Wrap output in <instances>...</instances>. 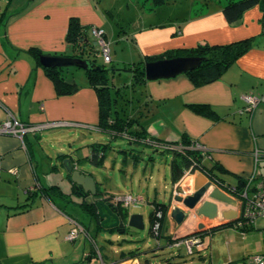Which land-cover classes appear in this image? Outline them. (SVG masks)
Instances as JSON below:
<instances>
[{
    "label": "crops",
    "instance_id": "0c3cea01",
    "mask_svg": "<svg viewBox=\"0 0 264 264\" xmlns=\"http://www.w3.org/2000/svg\"><path fill=\"white\" fill-rule=\"evenodd\" d=\"M227 1L207 2L200 15L192 13V8H189L185 17L187 20L182 27L178 24L177 30L176 23L173 24L169 37L173 39L170 44L179 40L177 48L193 47L203 42L225 45L248 40V51L212 83L194 86L187 75L147 82L144 94L150 100V108L154 105V109L142 117L141 123L152 137L151 143L154 144L157 139L175 143L186 136L196 149L207 154L203 159L205 165L219 167V174L225 184L235 187L238 182L246 184L253 178L249 187L256 189L264 186V0L245 11L234 24H228L222 15L223 4ZM197 5L199 7L201 4ZM71 17L87 26L89 34L92 29L97 28L107 35L104 28L106 16L96 0H0V124L11 119L26 124L24 126L27 130L22 135L0 134V264H140L142 259L139 256L127 260L132 250L115 252L112 241L102 237L104 232H108L114 233L118 239V235L124 233L119 234L112 229H96L91 218L90 227L87 228L74 218L65 203H70L72 199H78L79 203L82 200L80 196H76L77 193H71L72 183L63 166L65 155L75 156L74 151L57 150L55 155L62 154L55 157L39 156L35 153V145L40 144L43 135L38 134V130H28L39 128L38 126H56L49 129L63 131L67 130L66 122H74L79 124L78 128L95 131L98 121L97 101L88 82L84 81V85H80L69 97H57L44 67L30 53L33 48L47 56L68 55L66 51L69 46L65 36ZM142 30L148 36H154L158 31L146 27ZM123 37L127 39L126 31H123ZM113 69L119 70L116 67ZM75 74L76 77L82 75L78 71L74 73V77ZM248 94H254L260 101L257 108L250 112L245 103ZM69 103L72 106H68ZM192 104L207 105L215 111L217 117L204 116L194 111ZM151 143L144 146L157 153L159 146ZM88 148L86 155L90 151ZM141 156H145V153ZM131 159L134 165L140 162H134L132 157ZM149 161L152 162L153 169L152 155ZM146 167H149V162ZM50 175L60 176L62 187H69L71 194L66 200L55 198L48 201L38 198L30 208L16 211L14 206L24 201L27 190L35 186L48 188L53 184L59 185L57 182L46 184L45 178L52 177ZM197 175H201L199 171H195L182 184H171L166 204H169L168 234L173 237L175 233L183 236L195 230L200 222L206 225L216 222L205 218L203 214L197 215L198 210L190 212L180 227L170 219L171 209L175 207L186 213V208L176 204L174 197L189 196L194 184L201 181ZM185 186L187 190L183 195L181 190ZM96 187L102 190L99 183ZM177 187L182 189L176 190ZM155 188L156 186L153 187L154 190ZM104 192L110 194L108 191ZM222 192L226 194L227 191ZM153 200L158 199L155 197ZM217 208L218 216L221 210L226 209L235 211L236 218L239 217L238 205H217ZM195 214L198 223L194 225ZM76 223L82 231L74 241H67L66 236L76 227ZM203 233L198 238L199 245L193 249V253L198 254L201 260L209 257L201 255L202 251L208 250L203 244L204 237L216 236L218 242L222 233L231 237L232 248L237 247L239 250H235L240 252L238 254L246 258H264L262 218L254 220L246 231L228 224L213 229L210 234ZM129 238L123 239L125 247L136 243L133 236ZM237 241L240 242V248L239 244H234ZM181 248L188 255L184 244L177 247L178 250ZM91 251L94 257L83 262L86 252ZM232 260L228 257L227 262L214 263L211 253L209 264H244L234 263Z\"/></svg>",
    "mask_w": 264,
    "mask_h": 264
},
{
    "label": "trees",
    "instance_id": "16d2710c",
    "mask_svg": "<svg viewBox=\"0 0 264 264\" xmlns=\"http://www.w3.org/2000/svg\"><path fill=\"white\" fill-rule=\"evenodd\" d=\"M209 1L211 0H202L200 3L201 5H199V7L196 5L194 8V13L200 15L203 6ZM213 1L221 2V0ZM261 1L262 0H228L223 4L222 15L228 24H234L241 18L245 11L260 4ZM145 3L148 5L149 10H155L159 6L169 3V0H143V4ZM105 35V32H103L102 38L106 39ZM65 41L72 48V51L71 54L64 55V57L87 60L94 62L97 65L95 58L99 53L91 45L92 38L88 32V27L81 25L75 17L69 19ZM248 42V40H245L225 45H210L203 42L198 43L193 47L180 46L174 49H168L157 55H145L136 63H129L125 68L126 72L130 74L129 82H123L121 88L112 85L110 86L109 83V75L121 73V70H115L113 73L81 70L88 78L87 82L89 88L92 89L96 95L98 121L94 130L102 135H106L110 141L115 140L117 137L125 139L130 146V150L128 151L130 157L133 158L134 162L141 161V155L143 153L142 147L152 141V137L141 123L142 117L151 112L149 106L150 100L148 101L144 94L145 90H143L144 85L147 83L144 75L145 63L179 57L204 58L205 61L197 70L187 74L192 84L194 86H199L201 84H208L216 81L229 65L234 63L242 54L248 51ZM30 53L35 56L38 64H40L42 57L47 56L33 48L30 49ZM43 69L52 81L57 97L71 96L78 90V86L76 85L73 79V74L70 70L68 71L67 69L58 68ZM137 88L138 90L140 89L144 96L143 104L138 110L136 109V106H134V101L139 102L140 98L135 99L133 96V93ZM191 108L204 116L217 117L215 111L205 104H192ZM191 142L192 141L186 138V136H183L179 142L175 143L163 139H157L154 144L151 143L154 146H159L157 153L159 152L171 156L169 162L171 184L174 185L178 183L184 177L186 172L194 173L198 170L203 172L211 180L217 182L218 185L227 189L229 193L237 196L245 183L240 181L235 187L226 185L225 181L219 174V167L216 165H211L210 167L205 165L203 159L207 154L197 150ZM87 147H89L90 150L89 154L81 157L75 153V156L81 160V162H89L93 166H99L102 164L107 150L112 146L110 143L102 144L96 142L88 144ZM152 153H155L153 149ZM71 191V193H74L75 191L73 185ZM70 194H64L61 191L60 186L57 184H53L48 188L35 186L33 189L26 191L24 201L14 206V209L16 211H24L25 209L30 208L38 198H44L48 201H53L55 198L66 200V197ZM111 196L114 197L113 195ZM150 204L152 206L148 216L149 226L146 231H148V236L152 238V241L155 243L154 248L153 250L149 248L144 252H129L127 258V260L135 259L142 254L143 259L140 261V264H150L151 261L149 258L151 257L149 253H153V258L160 256L158 251L160 250V252H162L163 250L161 249L163 247L171 248L170 246L174 242L173 235L168 234L169 205L158 200H152ZM79 205L82 210L90 216L96 229H101L97 213L98 210L84 200L81 201ZM119 213L124 218V221L128 218L126 208H120ZM250 227L251 224H246L241 230L246 231L250 229ZM112 231L115 232L113 229ZM126 232L127 229L124 233ZM196 237L200 236L198 235ZM162 241H164V245ZM193 254L188 255L192 256ZM180 255L181 254L171 257H163L159 262L161 264H175V260H177L178 257H181ZM93 257L94 254L92 251L86 252L83 262L88 261ZM181 264H186V261L184 260V263Z\"/></svg>",
    "mask_w": 264,
    "mask_h": 264
},
{
    "label": "rangeland",
    "instance_id": "374dc122",
    "mask_svg": "<svg viewBox=\"0 0 264 264\" xmlns=\"http://www.w3.org/2000/svg\"><path fill=\"white\" fill-rule=\"evenodd\" d=\"M96 1L100 5V10L104 12L106 16L104 19V28L107 33L106 36L110 47V58L112 63L105 64L103 57L100 55L96 56L95 61L97 65L102 66L105 69H113V67H116L121 70V73L109 75L110 86L112 85L120 88L122 87L123 82H129L130 74H128L125 69L129 63H136L145 56L144 53L157 55L168 49L175 48L177 43H180L179 40H176L170 44V41L173 39H169L171 36L170 31L173 29V24L176 23V28L178 27V24L182 27L183 22L187 20L185 17L189 8H192V13H194L193 7L202 2V0H174L175 2L169 0V3L161 5L155 10H149L148 5H146V3L143 4V0ZM143 27L153 28L158 31L154 34V36H148L147 33L143 32ZM178 29L179 28H177V30ZM123 31L128 33L127 39L126 37H123ZM71 51L72 48L69 46L66 53L71 54ZM67 70L72 72L73 79L78 86V89L80 85H84V81H88L87 76L83 71H81V69L72 67ZM77 71L82 75L76 77L75 74L74 77V73ZM133 96L135 99L140 98L139 102L134 101V106H136V109L138 110V108H140L143 104V93H141L140 89L138 90L137 88L133 93ZM68 106H72V104L69 103ZM153 107L154 105L151 106V111L154 109ZM82 115L83 114H81V116ZM78 125L79 124L74 122H66L65 129L67 130L63 131L61 129H49L48 126L40 127L38 129V134L42 133L43 137L40 144L37 143V145H35V153L39 156L42 154L43 156L55 157L57 154H62L57 153L55 155L57 150L65 151L72 149L74 153L84 157L86 155L87 146L90 142L96 141L102 144L110 143L112 147L107 150L101 165L93 166L90 163L85 164V166L98 180V183L101 185V191H108L110 194L116 195L117 197H124L127 195H130L133 199L136 197H142L144 199V203L139 205H130L127 215L128 218L133 215L142 216L145 228H148V216L151 209L149 203L155 197H157L159 201L168 203L172 188L169 168L171 156L168 154L152 153L151 149L143 146L142 150L143 154L145 153V156L142 157L140 162L134 165L128 152L130 150V146L127 144L125 139L117 137L115 140L110 141L106 135H102L90 129L78 128ZM150 155L154 157L153 169L152 162L149 161ZM148 162L149 167H146ZM50 176L52 177L45 178L46 184L49 182H57L63 193H70V189L69 187H66V185H63L66 191L63 189L60 176ZM149 179L151 180L149 181ZM154 186H156V190L153 189ZM78 203V199H72L70 203H65V205L75 219L81 221L85 226H87V228H89L91 224L90 217L82 210ZM147 232L148 231L146 230L136 231L134 229L127 228V232L125 234H117L119 236L118 239L114 233L108 232H104L102 237L104 239L109 238L112 241L115 246V250L113 251L115 252L119 253L121 250L125 252L130 250L144 252L149 248L153 250L155 244L152 241V238L148 236ZM129 236H133L136 243L125 247L126 243H123V239L129 240ZM221 236L222 238L219 239L218 242L216 236L204 237L203 244L208 247V250L205 252L202 251L201 255H205V257L209 256L205 260H201L196 253L192 256L187 255L184 248L178 250L177 248L163 247L161 249L163 250L162 252H160V250L158 251L160 256L153 258V253H149L151 257L149 258L151 261L150 264H161L159 262L160 259L163 257L174 256L180 251H182V258L178 257L177 260L173 259L175 260V264L184 263V260L186 261V264H209L211 253L212 258H214V263H218L220 261L227 262L229 257L230 259H233L232 262L234 263L240 262L248 264V260L252 257L246 258L242 254H238L240 252L235 250L238 248H232L233 241L230 239L231 237H227L225 233H222ZM174 237L178 236L175 235ZM227 242L230 244L228 243L227 245ZM162 243L164 245V241H162ZM234 244H239L240 248V242L237 241L234 242ZM140 257L143 259L142 254Z\"/></svg>",
    "mask_w": 264,
    "mask_h": 264
},
{
    "label": "water",
    "instance_id": "95a60500",
    "mask_svg": "<svg viewBox=\"0 0 264 264\" xmlns=\"http://www.w3.org/2000/svg\"><path fill=\"white\" fill-rule=\"evenodd\" d=\"M204 61V58L179 57L168 60L148 62L144 65L145 80L147 82L170 80L180 75H187L197 70ZM40 65L44 68L51 69H68L73 67L81 70H91L107 73H113L115 71L114 69H105L103 67H100L91 61L62 56H44L41 58ZM84 164L85 162H81V160H79L77 157L69 154L65 155V160L63 161V166L65 168L66 174L70 177V181L74 186L75 192H77V194L83 193L85 197L90 196L91 198H86L85 201L91 204L96 193L97 184L95 178L93 177V174L84 167ZM197 178L201 181H197L194 184V193L187 196L186 198L174 197V201L176 202V204L182 205L184 208H186V212L188 214L190 212L198 210L197 215L203 214L205 218L215 220L216 222L211 226L199 225L195 230L183 236H178L176 240L196 236L202 234L205 231H211L218 227L233 224L238 220V218H236V212L233 210L223 209L221 210L220 216H218L217 205L235 207L236 202L226 194L222 193L219 189H215L212 183L207 182V180L203 176L197 175ZM177 189L182 188L177 187L176 190ZM181 192L184 195L185 191L181 190ZM83 197L81 198V200L83 199ZM96 207L100 216L106 218V223L109 221V217H112L114 219V223L110 225L108 229H113L119 234H122L123 232H119L118 229H122L123 231H125V228H130L136 231H143L145 228L142 216L133 215L122 222L115 215L118 212L116 208H113V212H110L108 210V206L104 205L103 203L96 204ZM103 210L106 211L104 214L102 212ZM170 219L176 224L177 227H180L187 219V215L179 211L177 207H175L174 209H171Z\"/></svg>",
    "mask_w": 264,
    "mask_h": 264
},
{
    "label": "built area",
    "instance_id": "2783aa9c",
    "mask_svg": "<svg viewBox=\"0 0 264 264\" xmlns=\"http://www.w3.org/2000/svg\"><path fill=\"white\" fill-rule=\"evenodd\" d=\"M102 35V30H99L97 28L91 30L90 36L92 38V47L98 51L100 56L103 57L104 63H109V43L106 41V39L102 38ZM259 102V98L254 94H248L245 97L246 107L248 108L249 112L255 110ZM28 130L34 131L38 130V128L33 127V129ZM26 131L27 130L24 124L15 120H5L2 124H0V134L2 135H22L26 133ZM252 181L253 178L249 179L242 190L238 192L237 196L230 193L231 197L236 199V205L239 206V221L236 224L237 228L239 229H242L246 224H251L257 218H262L264 220V186H260L256 189H251L249 185ZM121 203L126 208L130 205L142 204L144 203V200L142 197H136L135 199H133L130 195H127L125 198H123ZM75 226L76 227L72 228L69 234L66 236L67 241H74L77 238L78 233L82 230L77 223L75 224ZM181 244L185 245L188 254H193V249L195 245L199 244V241L193 238L189 240H175L174 238V242L170 247L177 248ZM248 261V264H264V258L261 256L250 258Z\"/></svg>",
    "mask_w": 264,
    "mask_h": 264
},
{
    "label": "flooded vegetation",
    "instance_id": "af4514ba",
    "mask_svg": "<svg viewBox=\"0 0 264 264\" xmlns=\"http://www.w3.org/2000/svg\"><path fill=\"white\" fill-rule=\"evenodd\" d=\"M93 177H94V175H93ZM95 178V177H94ZM96 179V178H95ZM96 184H98L97 182H96ZM74 193H77V192H75L74 191ZM81 198L83 197V193L82 194H78ZM86 198H91L90 196H88V197H85V195H84V197H83V199L82 200H86ZM86 202V201H85ZM98 203H103L104 205H106V206H108V210L110 211V212H113V208H116L117 209V213L115 214L117 217H118V219L120 220V221H124V218L122 217V215L119 213V209L120 208H125L124 207V205L121 203V202H119L117 199H114L110 194H107L106 192H103V191H101L100 189H98L97 187H96V193H95V196L93 197V201H92V203H91V205H93V207L94 208H96L97 209V207H96V204H98ZM98 210V209H97ZM126 210L128 211V208H126ZM103 212V214L106 212L105 210H103L102 211ZM97 213H98V211H97ZM184 214H186L187 215V218L189 217V214L186 212V213H184ZM98 216H99V224H100V226H101V228H104V229H108L109 228V226L110 225H112L113 223H114V219L112 218V217H109V221L106 223V218H103V217H101L100 216V214L98 213ZM112 216V215H111ZM213 223H215V222H212V223H208L207 225H209V226H211ZM204 224V223H203ZM215 231V230H214ZM205 232H208V233H210V232H213V230H211V231H205ZM176 234V233H175ZM174 234V235H175ZM203 234L204 233H202V234H199V236L201 237V236H203Z\"/></svg>",
    "mask_w": 264,
    "mask_h": 264
},
{
    "label": "bare ground",
    "instance_id": "6f19581e",
    "mask_svg": "<svg viewBox=\"0 0 264 264\" xmlns=\"http://www.w3.org/2000/svg\"><path fill=\"white\" fill-rule=\"evenodd\" d=\"M91 37V36H90ZM106 41H107V39H106ZM91 45H92V41H91ZM109 50H110V47H109ZM64 57V56H63ZM109 63H111V58H110V62ZM109 63H105V64H109ZM4 122V121H3ZM2 122V123H3ZM1 123V124H2ZM20 123H22V122H20ZM24 124V123H23ZM24 125H26V124H24ZM39 128H40V126H38ZM51 127H56V126H49L48 128H51ZM62 127V126H61ZM38 128V129H39ZM34 131H36V130H34ZM34 131H32V132H34ZM198 150V149H197ZM85 164H87V162H85ZM85 164H84V166H85ZM198 171V170H197ZM200 172V174H201V176H203L206 180H207V182H211L212 183V185H213V187L215 188V189H219L220 191L222 190V191H224V190H226L227 191V189H225L224 187H222V186H220V185H218V183L217 182H215V181H213V180H211L209 177H207L203 172H201V171H199ZM195 174V172L194 173H189V172H186V174L184 175V177L178 182V183H176V184H182L183 183V181L185 180V179H187L188 177H191V176H193ZM195 183V182H194ZM227 185V184H226ZM187 186H185L184 187V191H186L187 190V188H186ZM221 191V192H222ZM194 193V187H193V191L190 193V195H192ZM222 193H224V192H222ZM225 194V193H224ZM226 195L228 196V197H230L231 199H233L235 202H236V199H234V198H232L231 197V194L227 191L226 192ZM126 196H124V197H117V196H114L113 198L114 199H117L119 202H122V200H123V198H125ZM125 200V199H124ZM196 214L194 215V217H193V219H195V220H193V224L195 225V224H197L198 223V220L196 219ZM239 218V217H238ZM186 221V220H185ZM184 221V222H185ZM239 221V219L237 220V221H235L234 223H233V225H236L237 224V222ZM199 225H204L203 224V222H200L199 223ZM198 225V226H199ZM197 226V227H198ZM82 229V228H81ZM127 228H125V230H126ZM119 230V232H123L124 233V231L122 230V229H118ZM82 231V230H81ZM125 234V233H124ZM78 236V235H77ZM196 236H198V235H196ZM196 236H191V237H186V238H184V239H181V240H189V239H196V240H198V238L199 237H196ZM199 241V243H200V240H198ZM197 245H199V244H197ZM196 246V245H195Z\"/></svg>",
    "mask_w": 264,
    "mask_h": 264
},
{
    "label": "clouds",
    "instance_id": "9594fccd",
    "mask_svg": "<svg viewBox=\"0 0 264 264\" xmlns=\"http://www.w3.org/2000/svg\"><path fill=\"white\" fill-rule=\"evenodd\" d=\"M130 207V206H129ZM129 207H126V208H129ZM175 236V235H174ZM177 237H175V239H176Z\"/></svg>",
    "mask_w": 264,
    "mask_h": 264
}]
</instances>
